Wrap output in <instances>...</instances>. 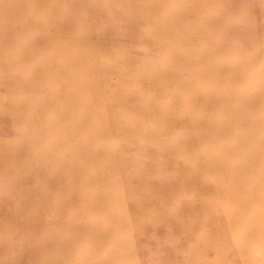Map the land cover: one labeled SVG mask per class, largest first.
Wrapping results in <instances>:
<instances>
[{"label": "rangeland", "instance_id": "obj_1", "mask_svg": "<svg viewBox=\"0 0 264 264\" xmlns=\"http://www.w3.org/2000/svg\"><path fill=\"white\" fill-rule=\"evenodd\" d=\"M258 244L264 0H0V264H264Z\"/></svg>", "mask_w": 264, "mask_h": 264}, {"label": "bare ground", "instance_id": "obj_2", "mask_svg": "<svg viewBox=\"0 0 264 264\" xmlns=\"http://www.w3.org/2000/svg\"><path fill=\"white\" fill-rule=\"evenodd\" d=\"M90 43V42H89ZM88 43V44H89ZM84 52V51H83ZM164 59V58H163ZM162 59V60H163ZM159 64V63H158ZM163 64V63H162ZM162 66V65H161ZM70 67H72V66H70ZM91 67H93V66H91ZM73 68V67H72ZM90 68V67H89ZM70 70V69H69ZM87 72V71H86ZM82 73V72H81ZM84 74V73H83ZM111 78V77H110ZM92 80H93V78H91ZM112 79V78H111ZM117 81V80H116ZM101 88V87H100ZM70 90V89H69ZM97 90V89H96ZM93 91H95V90H93ZM98 92V91H97ZM102 92V91H101ZM96 93V92H95ZM230 94H233L232 92H230ZM46 100V99H45ZM99 131V130H98ZM210 137H214V135H212L211 133H210V135H209ZM108 138V137H107ZM69 148V147H68ZM71 148V147H70ZM66 150H68V149H66ZM64 151V150H63ZM70 151V150H69ZM234 164V163H233ZM235 165V164H234ZM227 168L229 167V166H226ZM238 166H236L235 165V167H232L233 169H231L232 171H234L233 173H228V174H230L231 175V177L230 178H225L224 179V181H223V183L222 184H220V186L221 185H224L226 182H227V180H229V181H231V182H236L237 180H238V178H237V170H239V168H237ZM231 184V183H230ZM232 198H233V195H230V196H228L227 197V201H230V200H232ZM237 215V217L238 218H244V216H246L245 215V213L243 212V210H242V208L240 207L238 210H236V207L235 208H231V210H230V216L232 217V218H234L235 216ZM243 237H246L247 235H248V233H249V231H247V229H245L244 231H243ZM262 238H260V240H261ZM259 246H257L255 249H254V252H259L260 254H261V256L262 257H264V245H260V244H258Z\"/></svg>", "mask_w": 264, "mask_h": 264}]
</instances>
